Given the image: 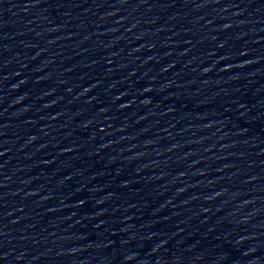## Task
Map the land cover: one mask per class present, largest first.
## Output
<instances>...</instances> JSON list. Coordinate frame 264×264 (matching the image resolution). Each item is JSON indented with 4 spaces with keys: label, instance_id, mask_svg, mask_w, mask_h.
<instances>
[{
    "label": "water",
    "instance_id": "95a60500",
    "mask_svg": "<svg viewBox=\"0 0 264 264\" xmlns=\"http://www.w3.org/2000/svg\"><path fill=\"white\" fill-rule=\"evenodd\" d=\"M156 264H264V64L216 138Z\"/></svg>",
    "mask_w": 264,
    "mask_h": 264
}]
</instances>
